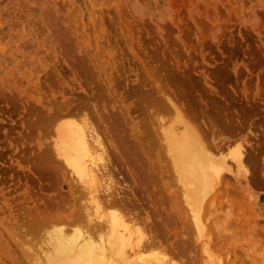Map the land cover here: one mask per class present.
I'll list each match as a JSON object with an SVG mask.
<instances>
[{"label": "rangeland", "instance_id": "rangeland-1", "mask_svg": "<svg viewBox=\"0 0 264 264\" xmlns=\"http://www.w3.org/2000/svg\"><path fill=\"white\" fill-rule=\"evenodd\" d=\"M91 96L116 125L122 116L130 141L143 131L177 195V236L193 242L187 256L161 248L168 262L264 264V0H0V210L8 203L24 224L22 264L52 229L30 231L33 212L84 208L86 190L45 153L68 105L97 121ZM182 124L225 156L239 145L244 153L247 171L225 173L210 194L204 233L163 134ZM13 261L0 254V264Z\"/></svg>", "mask_w": 264, "mask_h": 264}, {"label": "bare ground", "instance_id": "bare-ground-1", "mask_svg": "<svg viewBox=\"0 0 264 264\" xmlns=\"http://www.w3.org/2000/svg\"><path fill=\"white\" fill-rule=\"evenodd\" d=\"M70 106L53 117L54 136L51 150L46 151L45 156L67 168L78 187L86 190L83 192L86 200L82 203L84 208L80 206V209L57 204L52 206L54 210L33 212L31 221L25 223L30 231H38L44 223H51L52 229L43 231L46 235L42 234L45 237H42L38 251L33 248L35 253L31 263L164 264L170 263L169 253L171 257L189 255L192 238L189 241L188 236L185 240L177 236L183 222L177 195L162 182L161 165L154 158L151 147L141 141L143 131L136 136L132 134L130 141L126 128L121 127L122 116L120 124L116 125L111 119L114 116L109 118L105 113L97 112L99 106L105 110L97 100L93 105L97 121L85 110L69 109ZM65 115L75 118L61 122ZM163 126L167 147L179 169V180L189 194L187 204L193 212L194 227L202 232L206 215H210L206 219L211 218L205 206L214 187L225 179V173L234 175L247 171L242 146L225 156L227 147H208L198 133L188 127L182 129L184 124L181 127ZM109 146L114 150V159L110 158ZM227 158H231L233 165ZM169 204L170 208H167ZM6 206L0 210V254L13 258V264H22L15 253L21 245L22 234H25L24 224L18 225L23 232H17L18 220L8 203ZM66 210L69 216L64 214ZM173 222L177 224L175 227H171ZM210 225H214L213 219ZM165 237L167 242L163 240ZM161 248L168 254L160 251ZM207 251L203 247V252ZM22 252H25L23 248Z\"/></svg>", "mask_w": 264, "mask_h": 264}]
</instances>
